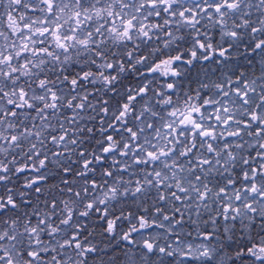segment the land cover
<instances>
[{
    "label": "rangeland",
    "instance_id": "rangeland-1",
    "mask_svg": "<svg viewBox=\"0 0 264 264\" xmlns=\"http://www.w3.org/2000/svg\"><path fill=\"white\" fill-rule=\"evenodd\" d=\"M74 1H81V6L74 7ZM80 1L0 0V89H5L4 94L9 95L11 100L22 97L24 100L30 101V98H34V101L40 102L44 99L41 91L45 89L47 92V82L41 85L35 79L29 84L37 82L36 90L27 89L25 94L20 93L16 97L14 89L17 88L16 82L19 80L15 76H19L25 69L21 63L17 64L18 58L21 60V56L27 55V50L32 47H40L36 54L27 56L34 60L31 62L32 69L42 65L46 73L53 63L62 66L64 60L70 61L64 59L63 54L61 57V51L58 52L56 47L52 49L51 46L49 48L52 49L53 63L49 64L50 60L44 58L50 55L45 49L48 46H44L49 40H55L61 50L65 51L67 48L69 58L78 48L74 45L88 49L95 40L101 43L110 39L118 44L115 48L119 45H130L136 49L154 41L155 46L166 47L165 54L177 52L178 55H174L173 59L165 61L169 63L182 59L187 54V59L182 60L188 70L193 71L196 68L194 74L190 73L193 79H200L197 71L208 66L207 79L203 81V105L195 112L180 113L179 109L168 108V105L163 109H154L147 96L142 101H137L134 118L136 132L120 136L121 151L118 158H115L116 166L125 174L122 179V192L129 194L127 187L139 183V190L153 198H159L160 204L173 197L185 223L191 222L194 217L199 218V215L202 220L207 215L208 220L210 217L212 220L219 217L241 224L253 217L264 220V52H255L253 41H250V38L260 39L264 35V0H201L197 3L188 0H128L127 4L122 1L115 6L108 0ZM11 4L13 11L19 9L22 12L20 19H15L13 11L8 13ZM112 5L115 9L111 8ZM129 6L132 9L130 13ZM126 17L131 18L130 23ZM96 18L106 19L112 26L89 34L88 24L100 22ZM50 25L52 28L48 29ZM232 28L239 34L235 35ZM189 30L192 32L189 36L192 40L183 39L181 35L189 33ZM236 36L242 40L237 42ZM235 41L242 46L237 45V48ZM239 48L242 51L254 50L253 53L257 55L253 62L260 63V69L254 80L246 79L245 74L240 77L227 75L229 70H237L242 65L241 59L232 57V53ZM135 55L137 54L132 53L127 58ZM109 58L116 59L113 54ZM140 59L141 64L146 60L145 56ZM102 61L105 67H101L102 70L110 71L106 73L113 78L111 82H116L117 68L114 64L117 63H111L109 68L108 61ZM126 61L128 62L127 59ZM141 64H136L139 71ZM196 64H200V67ZM175 67L169 65L163 70L159 66L164 78L154 83L156 89L163 94L164 91L174 93L178 82L182 80L184 69L182 71L177 68L178 64ZM139 78L141 82L144 76L141 74ZM167 81L169 86L165 85ZM149 82H152V78ZM106 84L111 86L108 81ZM149 89L153 91V88ZM108 92L112 94L113 91L111 89ZM51 99L54 100L53 97ZM108 103L110 105L109 101ZM7 112V105L0 98V156L5 159L8 154L14 161L15 154L19 153L17 146L19 142H23L27 152H34V156L38 157V151H41L44 143L47 146V137L54 130L57 120H53L52 125L51 120H48V126L42 130L41 124L38 125L40 121L35 115H31L24 119L30 128L20 133V129H10L5 116ZM139 112L142 113L140 116ZM13 115L15 114L11 113L9 118L14 119ZM144 116L148 119L144 120ZM41 118L43 122L49 119L46 115ZM15 125L20 127V121ZM54 133L55 138L50 136L54 140L50 147H55V153H41L42 157L43 154L45 156L44 161H54L59 156L62 157L64 153L61 152L68 145L64 134L58 135L56 131ZM131 174L139 179L130 180ZM108 194L107 188L101 189L94 195V199L102 201ZM205 208L209 210L205 211ZM156 218L159 219L156 223L159 228L153 226L149 232L141 233L136 237L135 243L146 240L145 235L150 234V242L159 240L160 247L155 246L153 250H149L156 253L166 252L167 247L161 244L166 239L163 228L172 232L178 227L166 215H156ZM34 220L25 229L15 227L7 231V234L5 232V242L0 250V264H21L19 252L29 251L33 254L44 249L51 250L52 246L66 244L68 238L65 232L61 233V239H57V235L51 238L47 235L49 239L40 243V228L46 230L44 225L47 220ZM200 239L178 242L177 261L182 262V254L194 262L217 261L220 258L218 250L203 236ZM58 242L60 243L57 245ZM172 256L168 255L169 259ZM57 258L56 254L54 260ZM70 258V253H62L59 261L70 264Z\"/></svg>",
    "mask_w": 264,
    "mask_h": 264
},
{
    "label": "trees",
    "instance_id": "trees-1",
    "mask_svg": "<svg viewBox=\"0 0 264 264\" xmlns=\"http://www.w3.org/2000/svg\"><path fill=\"white\" fill-rule=\"evenodd\" d=\"M188 32L181 36L183 39L192 40L189 37L192 35L191 30ZM261 38L264 40V35ZM250 39L253 41L254 50L257 46L256 49H260L258 52H264L262 44L263 48H258L256 37ZM117 45L110 39L101 43L95 40L88 49H81V45L75 46L78 48L70 59L71 68L68 62L60 68L54 66L46 70V73L44 71L42 75L34 77L41 85L44 82L48 85L47 92L45 89L41 91L44 99L40 102L34 101V98L26 102L21 101L20 98L11 100L9 95L4 94L5 89H0V98H3L7 105L8 112L5 116L11 126L10 129L14 131L20 129V133L25 132L30 128L27 122H24L26 117L50 115V117L53 116L50 125L53 120H57L53 131H56L58 135L64 134L68 143L61 152V154L64 153L63 156H59L54 161H44L45 156L41 155L44 151L54 152L55 147L52 148L53 150L50 147L51 142L54 141L50 139V136L55 138L53 131L49 138L47 137V146L44 143L41 151H38V157L34 156V152H27L23 142H19L17 146L19 153L15 154L14 161L8 157V154L5 159L0 156V240L6 238L7 231L15 227L27 228L35 222L34 218H39V222L46 219L47 223L44 226L46 230L49 228L47 232L40 228L42 230L39 236L40 243L44 239H49L47 235L51 238L60 230L62 232L68 230L66 232V235L69 234L68 240L66 244L60 246V250H43L33 254L29 251L19 252L26 264L27 261L45 264L46 261L54 260L56 254L59 260L62 253L71 254L72 264H81L76 261V258L81 256L90 261H100L102 264H175L171 263L168 257V255H174L173 249L167 247L166 253L162 256L149 250H153L155 246L160 247L159 241L151 243L146 240L149 247L146 244L141 247L140 243H135L136 237L144 229L150 231L149 229L152 230L153 226L159 228L156 224L159 220L156 215H166L177 227L184 228L185 233L190 234L185 241L197 239L200 241V236H203L218 250L220 258L217 261L196 264H264V252L258 250L259 255H257L249 250L246 254L239 255L238 244L234 241L235 238L242 237L246 241V247L250 244L264 246L263 219L253 217L241 224L219 217H215L214 221L212 217L208 220V217L204 216L202 220V216L199 215V218L194 217L191 222L185 223L182 214L179 215L181 210L173 197L165 199L164 204H160L159 198H153L140 191L139 183L127 187L129 194L122 192L124 189L122 179L125 174L123 170L118 169L115 161L121 151V135L116 134L114 129L123 123L136 127L134 118L137 112V101H142L144 97L134 95L131 87L141 83L139 82L141 74L145 82L151 78L153 83L156 80L160 82L164 76L159 66L164 70L169 65L176 68L175 64H178L177 68L184 71L177 87L188 85L195 91L193 101L195 104L191 103L193 106L190 107L189 112L183 111L192 113L203 105L201 100L204 92L203 81L207 79L208 66L197 71L200 79L195 80L190 73L194 74L196 68L193 71L188 70L182 60L183 57L173 60L174 62H165L173 59L174 55H178L177 52L165 54L166 47L155 46L154 41L140 49L130 45H119L115 48ZM241 46L242 44L238 45V47ZM240 49L235 50L232 57L245 60L246 57L250 58V53L254 51ZM104 52L109 54L107 58L103 57ZM243 52L249 55L245 56ZM132 53L137 55L127 58ZM112 54L116 59L109 58ZM141 56L146 58L142 64L139 62ZM103 59L110 65L117 63L114 64L117 68L116 82H111L113 78L108 76L107 71L102 70ZM215 59L219 60L217 57ZM136 64H141L140 71L136 68ZM197 67L200 66L197 65ZM202 74L205 76L202 77ZM30 81L32 82V79L21 80V85L24 87ZM106 81L111 86H108ZM36 83L29 84V87L34 90ZM57 87L63 88L62 93L59 89L56 90ZM108 87L112 89V94H108L111 90ZM134 89L140 90L139 87ZM55 90L56 94L53 92ZM160 92L173 99L168 105L179 109L181 95ZM52 95H55L54 100L51 99ZM126 95H134L135 104L128 102ZM196 104L197 108L194 107ZM11 113L15 114L12 116L14 119L9 118ZM132 113L134 114L131 117ZM18 121H20V127H18L19 124L15 125ZM114 122L116 126L108 129ZM40 124L42 130L48 126V122L42 121L38 125ZM44 135L43 133L42 141H44ZM134 175L131 174L130 180L139 179ZM28 185L30 188L26 189ZM104 188H107L109 192L108 197L102 201H95L94 195ZM168 208L171 209L168 210ZM4 225L8 228L6 234L1 231ZM160 229H162L161 226ZM146 239L151 241L152 238L146 237ZM145 247L149 249L146 250ZM182 261L185 264V260Z\"/></svg>",
    "mask_w": 264,
    "mask_h": 264
},
{
    "label": "bare ground",
    "instance_id": "bare-ground-1",
    "mask_svg": "<svg viewBox=\"0 0 264 264\" xmlns=\"http://www.w3.org/2000/svg\"><path fill=\"white\" fill-rule=\"evenodd\" d=\"M108 1H111V3L113 2L114 3V6L117 3H122V1H125L126 4L128 3V0H108ZM73 6L76 7V8H79L81 6V1L80 2L74 1L73 2ZM114 6L112 5L111 8H114ZM129 9L130 10L128 11V13L132 12V9L130 8V6H129ZM13 10H14V8H13V5L11 4L10 5V11L8 13L12 12ZM13 13H14V15L16 17L15 19H17V20L20 19V16H21V13L22 12L19 9H17L16 11H13ZM98 19L100 20V22H96V23H93V24H91V23L88 24L87 31H88L89 34H93V33L97 32V31H100V30L102 31V30L109 29V27L112 26V24H109V22H106V19L96 18V20H98ZM18 24H19V22H17V25ZM50 28H52L51 25L48 27V29H50ZM231 31L235 35L236 34H239V32L235 28H232ZM236 38L238 39L237 42H239V41L242 40L238 36H236ZM260 39H257V44L259 46L258 48L261 47V44L264 45V40H260ZM235 43H236V41H235ZM237 45L238 44L236 43L235 46L237 47ZM44 46H48V48L52 46V49H54L56 47L58 52L61 51L60 56L62 57V54L64 55V57H65L64 59L70 60L72 58V57L69 58L70 57V54L68 53L67 48H66L65 51L64 50H61L58 47V45H57V43H56L55 40H49V42L47 44L45 43ZM52 49L49 48L48 51H47V54H50V55L44 57V58H47V59L50 60L49 64L52 62V59H51L52 58L51 57ZM243 53L245 54L246 52H243ZM183 54H184V52H183ZM186 55L183 56V60H186L187 59L188 56L186 57ZM247 55H249V54H247ZM247 55L245 54V56H247ZM249 56H250V58L249 57H246L245 60L244 59H241V64L242 65H240L237 70H234V69L229 70V72H228L227 75L229 77H240V76H243L245 74V75H247V78L246 79H248V80H254L258 76V70L260 69V66H259L260 63L259 64L258 63L255 64V62H253L254 61L253 59L255 58V55H254L253 52H251ZM21 57H22L21 58L22 62H21L20 58H18L17 64L21 63V65L25 69L23 70L24 71L23 73H21V72L19 73V76H15V78H18V80H19L18 82H16L17 83V88L14 89V94H15L16 97H18L20 95V93L25 94L27 89H28V91L31 90V89H33V88L29 87V83H27V82H26L27 85H24V87H25L24 88L21 85V80H26L27 81V80H30V79H34L35 76H40L45 71V67L42 66V65H41V67L40 66H37V69H32V66L33 65L31 64V62L34 61V60L29 59L26 55H23ZM103 57H105V54H103ZM263 62H264V60H263ZM69 63L71 64L70 65V68H71L72 61L70 60ZM65 64H68V61L64 60V64L63 65H65ZM21 65L19 67H21ZM197 65L200 66V64H196V66ZM54 66H58L59 68L61 67V65H56V64L53 63V65L50 66V68L48 70L52 69ZM210 79H212V78L210 77ZM149 81L150 80H146V82H145L144 80H142L141 83H138L137 85L132 86L131 89L134 90V95L137 94V95H140V96L143 95V96L149 97V99L151 100V103H152L154 109H158V110L159 109H163L169 103H171V100H173V99L170 98L169 96H165V95L160 94L161 93L160 90H157L156 89V84H154L153 82L150 83ZM22 82H24V81H22ZM169 84L170 83L167 81V83L165 85L166 86H169ZM26 87H29V88H26ZM134 87H139L140 90L139 91H136L137 89H134ZM144 87H146V88L147 87L148 88H153V91H152V89L146 90ZM124 88H125V86H124ZM58 89H59V91H62L63 90L62 87H57V91H58ZM127 89H128V87H127ZM53 92L56 94V91H53ZM164 93H166V92L164 91ZM167 94H173L175 96L176 95H181L182 96V99H180V105H179V110H178L180 113H183L184 110L187 111V112H189L190 107L193 106V104H195V102H193L194 101L195 91L193 90L192 87H190L188 85H184L183 87H177V89L175 90L174 93H167ZM134 95H132V96L126 95L127 101L130 102L131 104H135V100H134L135 97H134ZM54 96L55 95H52L51 97H54ZM19 98L21 99V101H23V102L25 101L26 102V100H24L22 97H19ZM175 101H176V99H175ZM191 103H193V104H191ZM168 106H169L168 108H171L172 107L171 105H168ZM197 106H198L197 104L194 105L195 108H197ZM172 108H174V107H172ZM139 113L140 114L138 116H140L142 114L141 112H139ZM42 115H45V114H42ZM42 115H39V116L36 117V119L39 120L40 122L44 121L43 118H41ZM135 115H136V113H135ZM47 117L49 118V119H47V122H48V120H51V118L53 116L50 117V115H47ZM143 119L146 120V119H148V117L144 116ZM114 132L116 134H119V135H126V134H130L131 135V134H134L136 132V127L134 125H128V124H124L123 123V124H119L114 129ZM7 185L11 186L10 183L9 184L7 183ZM12 188H14V187H12ZM208 210H209V208H205V211H208ZM210 210H212V209H210ZM199 212H201V210ZM204 214H209V213H204ZM206 217H207V215H206ZM21 228H24V227L22 226ZM163 229H164L163 232L166 235L165 238L167 240L166 239H163L161 241V244L163 246H165V247H168V248L173 249V251H174V255L171 257L170 262L171 263H175V264H184L183 261L182 262L177 261L178 260V257H177V248L176 247H177V243L178 242L185 241L186 238H189L190 234H186L185 233L186 230L184 228H179V227L177 228V230L172 231V232L169 231L166 228H163ZM1 231L3 233H5L7 231L6 225H4L1 228ZM64 232L66 233V232H68V230L63 231V232L60 230L58 233H56L55 235H57V239L59 237L61 239V236H62L61 233H64ZM145 232H149V231H146V229H144L142 233H145ZM65 236L68 237L69 234H67ZM145 236L146 237H151L150 234H147ZM146 240L148 242H150L148 239H146ZM146 240H143L142 242H140V246L141 247L144 246L145 244H146V246L149 245V243ZM164 241H165V243H164ZM234 241H236V243L238 244L237 247L239 248V251H237V253H239V255H244L247 252H249V250L253 254L254 253L256 254L258 252V250L260 252H264V246H261L259 244H250L249 246L246 247V241L242 237L241 238L237 237V238H235ZM4 242H5V239H1L0 240V250H2V246H3V243ZM59 243L60 242H58L57 245ZM151 243H154V242H151ZM49 244H53V243H49ZM40 245H42V244H40ZM148 247H145V249L148 250L149 249ZM244 247H246V248H244ZM56 249H59L60 250V247L59 246H52L51 247V250H56ZM44 250H48V249H44ZM165 253H166L165 251H160V252L157 253V255L158 256H162ZM181 257L183 258V260L185 259V264H196V263H198V262H194L189 257H185L184 254H182ZM76 259H77L76 261H78L81 264H102L100 261H98V262H96V261H90V260L84 258L83 256H81L79 258H76ZM70 260H73V258H70ZM179 260H182V259H179ZM20 262H21V264L26 263L22 258H20ZM27 264H36V263H35V261H32L31 263H29L27 261ZM45 264H62V262L60 263L59 260H51V261H46ZM70 264H72V262H70Z\"/></svg>",
    "mask_w": 264,
    "mask_h": 264
},
{
    "label": "water",
    "instance_id": "water-1",
    "mask_svg": "<svg viewBox=\"0 0 264 264\" xmlns=\"http://www.w3.org/2000/svg\"><path fill=\"white\" fill-rule=\"evenodd\" d=\"M193 1H197V0H193Z\"/></svg>",
    "mask_w": 264,
    "mask_h": 264
}]
</instances>
